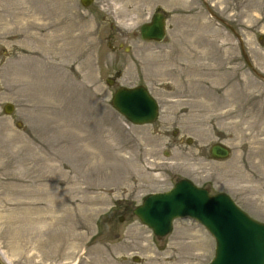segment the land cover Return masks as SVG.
<instances>
[{
    "label": "rangeland",
    "instance_id": "374dc122",
    "mask_svg": "<svg viewBox=\"0 0 264 264\" xmlns=\"http://www.w3.org/2000/svg\"><path fill=\"white\" fill-rule=\"evenodd\" d=\"M157 11L166 38L145 42ZM138 85L159 105L149 125L111 106ZM263 105L264 0H0V256L208 264L200 224L157 238L133 210L187 179L264 223ZM217 143L227 160L209 157Z\"/></svg>",
    "mask_w": 264,
    "mask_h": 264
},
{
    "label": "water",
    "instance_id": "95a60500",
    "mask_svg": "<svg viewBox=\"0 0 264 264\" xmlns=\"http://www.w3.org/2000/svg\"><path fill=\"white\" fill-rule=\"evenodd\" d=\"M94 0H79L88 8ZM143 41L161 43L166 37L165 17L156 12L150 22L139 28ZM112 86V80H107ZM111 106L130 124L140 126L155 122L159 106L144 86L120 87L111 98ZM14 106L3 108L11 115ZM214 161H225L231 150L217 143L208 150ZM139 221L155 237L168 236L176 219H191L199 223L215 242L214 255L208 264H264V223L250 218L224 193L210 194L187 179L177 181L170 190L146 196L133 210ZM0 264H9L0 256Z\"/></svg>",
    "mask_w": 264,
    "mask_h": 264
},
{
    "label": "bare ground",
    "instance_id": "6f19581e",
    "mask_svg": "<svg viewBox=\"0 0 264 264\" xmlns=\"http://www.w3.org/2000/svg\"><path fill=\"white\" fill-rule=\"evenodd\" d=\"M31 37H33V38H37L35 35H32ZM38 62H39V59H38ZM261 110L263 111V113H264V105L262 106V108H261ZM261 122V120L260 119H258V120H255L253 123H250V128L252 129V128H254V129H256L258 126H257V123L259 124ZM264 123V120H262V124ZM257 126V127H256ZM261 134H264V127L261 129ZM256 143H257V145L258 146H261V145H264V141H261V142H259V141H256Z\"/></svg>",
    "mask_w": 264,
    "mask_h": 264
},
{
    "label": "flooded vegetation",
    "instance_id": "af4514ba",
    "mask_svg": "<svg viewBox=\"0 0 264 264\" xmlns=\"http://www.w3.org/2000/svg\"><path fill=\"white\" fill-rule=\"evenodd\" d=\"M160 12V11H159ZM163 15H164V17H165V19H166V16H165V14L163 13V12H161ZM112 82H113V80H112ZM114 83V82H113ZM7 105V104H6ZM4 108V107H3Z\"/></svg>",
    "mask_w": 264,
    "mask_h": 264
}]
</instances>
